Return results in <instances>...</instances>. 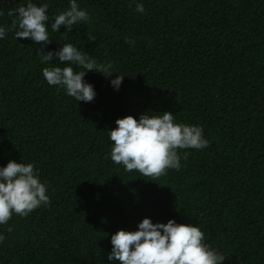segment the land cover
<instances>
[{
  "label": "trees",
  "instance_id": "obj_1",
  "mask_svg": "<svg viewBox=\"0 0 264 264\" xmlns=\"http://www.w3.org/2000/svg\"><path fill=\"white\" fill-rule=\"evenodd\" d=\"M35 2L49 15L68 7ZM136 2L78 0L91 20L49 27L47 45L0 39V166L32 162L49 196L0 225V264H107L111 234L144 217L197 224L221 264H264V0H139L143 13ZM22 3L0 0V23ZM64 43L113 66L86 72L91 102L42 77L39 54ZM164 111L201 126L208 145L178 149L181 168L157 178L111 160L117 118Z\"/></svg>",
  "mask_w": 264,
  "mask_h": 264
},
{
  "label": "clouds",
  "instance_id": "obj_2",
  "mask_svg": "<svg viewBox=\"0 0 264 264\" xmlns=\"http://www.w3.org/2000/svg\"><path fill=\"white\" fill-rule=\"evenodd\" d=\"M48 8L47 2L24 0L18 7L8 9L11 24L0 23V39L11 31L15 39L28 38L43 46L50 43L49 27L58 32L64 26L68 32L74 25L91 20L90 13L79 6L78 0H68V7L58 14L49 15ZM135 11H145L139 0ZM3 15L0 10V16ZM39 56L41 63L50 65L41 70L46 83L62 89L76 102H91L96 95L93 85L83 79L87 71H98L104 77L115 73L111 62L99 63L72 43H64ZM54 57L64 62L63 66L50 63ZM123 77L116 74L109 80L110 86L118 91ZM114 123L116 127L108 130V138L113 142L111 160L125 171L136 170L142 176L157 178L168 169L179 170L187 152L181 156L178 149H201L209 143L201 126L177 123L175 115L168 111L141 113L138 119L126 115ZM47 191V182L41 181L39 170L32 162L9 160L0 166V225L7 224L13 214L26 216L41 205L47 206ZM110 244L107 264H221L225 260L224 255L205 241L204 232L197 224L177 223L171 218L166 223H154L144 217L135 230L119 229L111 234Z\"/></svg>",
  "mask_w": 264,
  "mask_h": 264
}]
</instances>
